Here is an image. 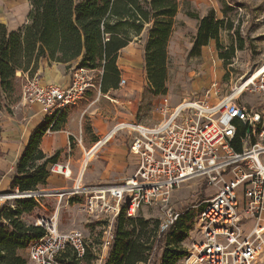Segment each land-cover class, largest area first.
Listing matches in <instances>:
<instances>
[{"label":"built area","instance_id":"2783aa9c","mask_svg":"<svg viewBox=\"0 0 264 264\" xmlns=\"http://www.w3.org/2000/svg\"><path fill=\"white\" fill-rule=\"evenodd\" d=\"M101 73L100 69L75 66L64 86L42 84L35 74L22 73L21 100L57 117L75 105L87 89L94 88ZM125 82L121 77L118 85ZM250 84L261 97L259 107L236 101ZM239 88L212 102L207 95L184 98L175 105L164 100L159 108L162 117L151 126L116 125L133 132L129 152L137 159L134 172L122 183L86 187L77 182L59 194L68 200L82 196L81 208L100 224V250L108 253L122 207L127 217H135L143 207L166 206L173 189L198 178L214 190L199 204L196 227L200 237L191 241L186 264H264V62L243 89ZM109 136L97 139L86 152L99 148ZM49 171L63 176L71 173L67 164L60 163L52 164ZM167 212L160 230L179 216L170 208ZM34 225L43 227L45 233L27 248L32 264H63L55 257L66 246L77 258L86 252L83 232L60 228L56 212L38 218Z\"/></svg>","mask_w":264,"mask_h":264},{"label":"trees","instance_id":"16d2710c","mask_svg":"<svg viewBox=\"0 0 264 264\" xmlns=\"http://www.w3.org/2000/svg\"><path fill=\"white\" fill-rule=\"evenodd\" d=\"M28 1L31 9L25 26L9 31L0 24V110L9 111V106L18 99L15 72L33 76L41 60L48 64L77 61V67L100 69V92L116 89L121 75L117 65L119 53L144 29L147 41L143 61L148 87L153 95L165 93L166 46L178 11L176 0ZM221 11L225 13L226 8ZM187 15L198 21L190 53L200 54V48L210 40L220 48L219 31L224 27V19H217L213 9L200 18L194 13ZM237 48L243 49V43ZM232 54L233 51L219 57L227 63ZM65 121L63 110L57 117L46 116L32 129L4 193L34 192L46 183L49 167L57 162L59 152L46 155L40 148L41 140L48 128L59 130ZM93 141H97L96 137ZM75 201L78 199H69L70 203ZM35 207L37 203L32 196L0 207V264H28L21 251L45 233L43 227L22 220V215ZM180 216L160 230L159 224L151 219L127 217L122 207L115 219L113 242L102 264H148L150 255L149 264H177L181 253L166 240L178 229ZM96 241L99 245L100 234ZM95 258L88 247L77 258L73 249L66 246L55 260L63 264H88Z\"/></svg>","mask_w":264,"mask_h":264},{"label":"rangeland","instance_id":"374dc122","mask_svg":"<svg viewBox=\"0 0 264 264\" xmlns=\"http://www.w3.org/2000/svg\"><path fill=\"white\" fill-rule=\"evenodd\" d=\"M176 1L178 11L174 17L172 33L166 46L165 93L153 95L148 87L143 61L147 41V29H144L140 35L133 36L131 39V42L135 43L137 61L127 66L118 63L121 75L126 79L125 84L121 87L117 86L115 92L111 90L107 92L108 97L112 100L102 96L97 98L95 92L94 97L97 100L91 106H93V110L100 111L101 115H104L102 117L107 119L106 121L116 123L119 120H127L152 124L156 119L162 117L159 108L164 100L169 105H175L184 98L197 99L207 95V99L211 102L216 101L228 95L234 87L249 82L252 74L263 64L264 0H223V3L220 0ZM223 7L226 8L225 13L221 11ZM211 9L214 10L217 19H224V27L219 31L220 48H217L214 40H210L206 46L200 48V54H191L190 49L198 21L189 17L187 13H194L200 18ZM240 42L243 43L241 50L237 48ZM232 51L233 54L226 61L227 63L219 57L221 54L226 55ZM120 56L123 57L122 53ZM76 64L77 61H73L69 66L75 67ZM122 101L127 102L121 103ZM236 101L249 107L261 105V97L253 90L251 84L238 94ZM84 102L85 100L82 99L77 103V107L82 106ZM0 111L6 110L1 109ZM7 112H11V107ZM81 130V134H77L78 140L81 139L82 144L87 146L84 142V134L88 135L90 141L95 136L89 117H83ZM51 134L52 132H50ZM69 139L71 146L75 142H79L75 140L73 142L71 137ZM83 158L84 152L81 149L77 159H80L82 163ZM213 190L201 179L185 180L172 190L166 206L155 204L143 207L135 217L151 219L153 222H157L161 229L167 219V209L170 208L172 212L181 214L178 229L167 238L166 243L173 245L181 253L177 264H186V255L191 241L200 237V231L196 227L198 213L201 209L199 204ZM39 192L40 190L37 188L34 194L30 195L35 199L37 207L31 212L24 213L22 220L26 223H34L38 218H48L56 212L59 227L81 230L85 236L87 247L96 256L100 249L96 241L100 234V224L90 218L81 208L82 196H74L79 199L74 202L72 208L67 205L59 207L58 211L56 210L57 205H54V197L41 196L37 194ZM0 194L9 196V198L0 200V207L5 204L13 205L15 200L29 197L17 196L16 190L12 193L0 191ZM21 254L27 259L28 264H32L29 261L28 251H22ZM88 264H95V259Z\"/></svg>","mask_w":264,"mask_h":264},{"label":"crops","instance_id":"0c3cea01","mask_svg":"<svg viewBox=\"0 0 264 264\" xmlns=\"http://www.w3.org/2000/svg\"><path fill=\"white\" fill-rule=\"evenodd\" d=\"M30 9L31 6L28 0H0V24H4L9 31L20 29L28 23ZM120 53H122L123 57L120 56ZM120 53L117 58L119 69L118 63L127 66L135 63L138 59L135 43L130 42ZM69 65L68 63L54 62L48 64L46 60H41L35 75L42 84L64 86L70 82L74 68ZM20 75H22L21 71L15 72L17 102L9 106V108L11 107L10 113L0 111V191L3 193L9 188L10 180L15 173V163L27 142L30 132L47 116L41 112L39 105H26L22 102ZM121 77L122 75H120ZM98 78L96 76L98 81L95 87L87 89L78 101L80 102L84 99V104L77 107V102L75 105L66 107L64 109L66 121L61 128L54 131L48 128L41 140L40 148L42 152L46 155L59 152L56 163L67 164L71 171L69 176L50 172L46 183L37 187L41 196L49 195V197H54V205H57L56 210L58 211L59 207L68 205L69 208H72L71 206L75 204L74 202L70 203L65 196L60 197L59 194L62 191L71 189L77 182L86 187L101 184H118L128 178L136 168L137 159L129 152V143L133 132L127 128H116V125L120 122L131 123L132 121L119 120L116 123L106 121L107 119L102 117L104 115H101L100 111L93 110V106H91L100 96L109 98L108 91L106 92L107 94L100 92ZM118 87L121 86L118 85ZM110 90L112 92L116 91L115 89ZM95 92L97 93V98L94 97L96 95ZM125 102L127 101H122L121 103ZM83 117H89L91 129L96 139L109 133L110 136L103 145L94 151L93 157L88 162H84L83 158L81 163L80 159H77L81 149H83L85 154L94 144V141H90L87 134H84V142L87 146L82 144L81 139L78 140L77 134L82 132ZM159 120L160 118L156 119L154 123ZM154 123L144 125L151 126ZM50 132H52L51 135ZM69 137L72 138L73 142L79 141V144L75 142L71 146ZM71 198L79 199L78 197ZM39 205L42 206L41 203ZM28 223L31 224L30 222ZM22 251H28V249ZM106 256L107 252L105 250L98 249L95 264H102Z\"/></svg>","mask_w":264,"mask_h":264},{"label":"bare ground","instance_id":"6f19581e","mask_svg":"<svg viewBox=\"0 0 264 264\" xmlns=\"http://www.w3.org/2000/svg\"><path fill=\"white\" fill-rule=\"evenodd\" d=\"M243 86H245V84L243 85ZM243 86L242 87H238L239 89H238V91H240V90H242L243 89ZM108 135H110V133L108 134ZM98 148V146L97 147H95L92 151H90V152H85V154H84V162H87L88 160H90L91 158H92V156H93V153H94V151L96 150ZM6 199V198H9V196H2V195H0V200L1 199Z\"/></svg>","mask_w":264,"mask_h":264},{"label":"water","instance_id":"95a60500","mask_svg":"<svg viewBox=\"0 0 264 264\" xmlns=\"http://www.w3.org/2000/svg\"><path fill=\"white\" fill-rule=\"evenodd\" d=\"M14 192H15V191H14ZM16 192L18 193L17 196H29V197H31L30 195H31V194H34V192H30V191H29V192L19 193L18 190H16ZM37 194L40 195V193H37Z\"/></svg>","mask_w":264,"mask_h":264}]
</instances>
